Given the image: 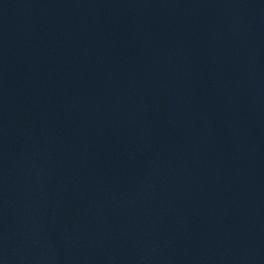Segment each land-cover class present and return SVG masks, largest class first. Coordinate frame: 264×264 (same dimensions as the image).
Instances as JSON below:
<instances>
[{"label":"water","instance_id":"95a60500","mask_svg":"<svg viewBox=\"0 0 264 264\" xmlns=\"http://www.w3.org/2000/svg\"><path fill=\"white\" fill-rule=\"evenodd\" d=\"M0 264H264V0H0Z\"/></svg>","mask_w":264,"mask_h":264}]
</instances>
